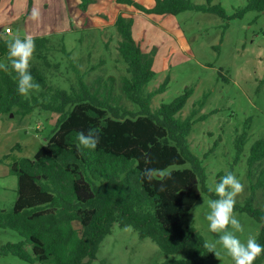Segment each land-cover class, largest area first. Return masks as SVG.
<instances>
[{"label":"trees","instance_id":"1","mask_svg":"<svg viewBox=\"0 0 264 264\" xmlns=\"http://www.w3.org/2000/svg\"><path fill=\"white\" fill-rule=\"evenodd\" d=\"M153 1L151 8L134 0H115V4L144 15L175 16L194 11L222 19H241L248 12L264 11V0H246L228 18L220 5L210 4L211 0H205V5L190 0ZM91 2L79 0L81 11L85 12ZM133 22V13L120 11L113 24L119 37L116 52L126 72L118 79L115 94L113 76L87 83L71 60L75 82L69 90L50 85L46 71L58 65L50 62L52 45L42 36L34 37L36 47L29 65L40 88L22 96L7 58L10 39L0 37V60L9 69H0V115L23 117L35 109L57 115L46 144L32 159L14 162L8 168L17 180L16 199L9 210H0V229L15 232L21 241L0 246V256H12L26 264H90L116 223L120 228H132L139 239L149 238L165 256L186 251L184 259L163 264H204L209 257L201 236L192 227H183L200 191L211 196L205 188L204 170L189 151L187 140L194 124L204 119L197 115L207 94L183 119L179 114L191 88L153 110L152 99L164 93L168 80L147 89L155 77L156 53L147 49L143 37H132ZM123 101L137 109H128ZM89 129L98 133L94 150L79 146L76 139L78 132L87 134ZM245 142L246 134L236 136L237 157ZM185 164L190 168L172 169ZM246 167L254 182L249 197L242 204L236 203L234 212L245 213L261 225L256 240L264 245V207H254L255 192L264 189V138L250 148ZM146 168L170 175L148 181L143 175ZM263 259L264 253L254 264Z\"/></svg>","mask_w":264,"mask_h":264},{"label":"rangeland","instance_id":"2","mask_svg":"<svg viewBox=\"0 0 264 264\" xmlns=\"http://www.w3.org/2000/svg\"><path fill=\"white\" fill-rule=\"evenodd\" d=\"M190 1L206 4L205 0ZM147 2L144 0L142 5L146 7ZM245 3L246 0L210 2L220 5L227 18ZM35 6L41 11L38 22L29 19ZM122 7L126 8L117 6L115 0H92L82 12L79 0H0V37L10 40L26 35L47 37L52 45L50 62L58 65L46 71L50 85L69 90V85L75 82L71 60L84 73L87 83L113 76L115 94L118 79L126 75L125 65L116 52L119 37L113 26L118 8ZM139 13L133 15L132 37H143L147 49L156 53L155 77L147 89L153 90L168 80L164 93L152 99L151 108L168 104L185 88H191L192 93L179 114L183 119L207 94L197 115L204 119L194 124L187 140L189 151L204 170L205 188L211 196L200 191L183 220V227H192L205 244L216 243L218 235L209 230L206 215L210 211L209 202L218 198L214 191L222 177L218 175L231 172L244 185L243 192L236 197V203L242 204L254 182L248 175L246 159L254 142L264 138V11L248 12L241 19H222L212 13L194 11L175 16ZM4 63L0 60V64ZM123 104L130 110L137 109L126 101ZM56 120V114L41 109L23 117L0 115V210H9L16 199L17 180L9 174V166L32 159L52 136ZM242 134H246V142L237 157L235 138ZM189 168L185 164L172 169ZM254 198V207L263 208L264 189L256 191ZM234 215L244 229L236 233L241 241L246 242L249 236L256 239L261 225L245 213ZM74 227L80 230L79 224L74 223ZM20 241L15 232L0 229V246ZM216 251L219 257L208 251L204 264H234L218 243ZM185 253L165 256L149 238L139 239L132 228H120L115 223L90 264H163L182 260ZM0 264L26 263L12 256H0ZM259 264H264V259Z\"/></svg>","mask_w":264,"mask_h":264},{"label":"clouds","instance_id":"3","mask_svg":"<svg viewBox=\"0 0 264 264\" xmlns=\"http://www.w3.org/2000/svg\"><path fill=\"white\" fill-rule=\"evenodd\" d=\"M40 18V8L38 6L33 7L29 19L38 22ZM35 47V40L32 35H26L23 38L17 36L7 42L8 62L11 70L17 76V91L22 96L28 95L31 90L40 88L39 83L34 82L29 71L30 60ZM0 69L9 70L8 65L5 64H0ZM76 139L79 146L89 150H94L99 142L98 133L94 129H89L87 134L78 132ZM143 175L148 181H151L156 176L163 180L170 174L163 170L146 168ZM243 190L244 185L231 172L222 176L216 184L214 191L218 198L209 202L210 211L206 215V220L209 230L218 235V240L216 243H206L205 247L209 252L214 253L215 257H219L220 253L216 251L218 243L231 257L234 264H254L256 258L264 253V245L259 244L252 236H249L246 242H242L236 235V233H242L244 230L240 220L234 215L236 197Z\"/></svg>","mask_w":264,"mask_h":264},{"label":"crops","instance_id":"4","mask_svg":"<svg viewBox=\"0 0 264 264\" xmlns=\"http://www.w3.org/2000/svg\"><path fill=\"white\" fill-rule=\"evenodd\" d=\"M134 1H137V2H140L141 3V5H142V3L144 2V0H134ZM147 4L149 5H146V7L145 8H151L153 5H154V1L152 0H148V2H147ZM133 8H131V7H126V8H118V11H117V13H116V17H117V15H118V13L120 12V11H124V12H126V11H129V12H131V13H134L133 15H136L139 11H136V10H132ZM140 14V16L141 15H143V13H139ZM146 16H148V15H146ZM116 17H115V19H116ZM115 21V20H114Z\"/></svg>","mask_w":264,"mask_h":264},{"label":"built area","instance_id":"5","mask_svg":"<svg viewBox=\"0 0 264 264\" xmlns=\"http://www.w3.org/2000/svg\"><path fill=\"white\" fill-rule=\"evenodd\" d=\"M8 32H9V30H8ZM8 32H7V33H8Z\"/></svg>","mask_w":264,"mask_h":264}]
</instances>
